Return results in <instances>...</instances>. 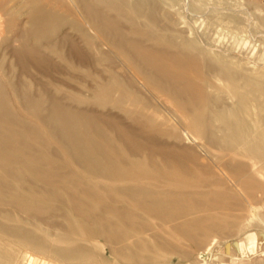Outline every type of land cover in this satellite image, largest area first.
<instances>
[{
    "label": "rangeland",
    "instance_id": "obj_1",
    "mask_svg": "<svg viewBox=\"0 0 264 264\" xmlns=\"http://www.w3.org/2000/svg\"><path fill=\"white\" fill-rule=\"evenodd\" d=\"M39 1L0 11V264H264V0Z\"/></svg>",
    "mask_w": 264,
    "mask_h": 264
},
{
    "label": "bare ground",
    "instance_id": "obj_2",
    "mask_svg": "<svg viewBox=\"0 0 264 264\" xmlns=\"http://www.w3.org/2000/svg\"><path fill=\"white\" fill-rule=\"evenodd\" d=\"M1 1H2V0H1ZM7 3H9V4L12 3V6L9 7ZM46 3L48 4L49 2H47V0H46ZM49 5H50V4H49ZM47 6H48V5H47ZM47 6L44 4V2L41 3L39 0H8L7 2H6V0H5V3L2 2V4H0V11H2V13H3L4 15H6L8 18H10L11 20H13L14 18H16V20H17V17H18L20 14L23 15L24 13H27V15H29V19L27 18V19H28L27 22H28V24L33 25V28H34V25L37 23V22L34 23L35 20H37V19H39V18L41 19V18H47V17H51V16H52V15H51V10H52V9L49 8V7L52 8V5L49 6V7H47ZM54 7H55V6H54ZM54 9H55V8H53V10H54ZM56 9H58V8L56 7ZM56 9H55V11H56ZM22 13H23V14H22ZM56 13H57V11H56ZM24 15H25V14H24ZM0 16H1V15H0ZM58 16H59V15H58ZM1 17H2V16H1ZM4 17H5V16H4ZM4 17H3V19H4ZM59 18H60V17H59ZM0 19H1V18H0ZM27 19H26V20H27ZM49 19H50V18H47V20H49ZM53 19H54V17H53ZM26 20H25V21H26ZM42 21H44V20H42ZM59 21H60V20H59ZM17 22H18V21H17ZM39 22H40V21H39ZM10 24H11V23H10ZM25 24H26V23H25ZM44 24H45V23H44ZM37 25H38V24H37ZM11 27H13V23H12ZM35 27H36V25H35ZM39 27H40V25H39ZM45 27H46V25H45ZM30 28H31V27H30ZM36 28L39 29L38 27H36ZM13 51H14V50H13ZM18 51H19V50H18ZM13 55H14V54H13ZM18 56H19V54H18ZM18 56H17V57H18ZM14 57H15V55H14ZM17 57H15V58H17ZM171 57H172V55H171V53H170V57H169V58H171ZM179 57H181V56H179ZM174 58H175V57H174ZM176 58L178 59V56H177ZM171 59H172V58H171ZM177 59H175V60H177ZM179 59H180V58H179ZM183 60H184V59H183ZM183 60H182V61H183ZM186 60H187V59H186ZM186 60H184V62H185ZM170 62H171V61H170ZM177 62H178V61H177ZM184 62H183V63H184ZM178 64H179V62H178ZM184 64H186V67L184 66V69H187L189 66L187 65V63H184ZM188 64H189V63H188ZM189 65H190V64H189ZM204 65H205V64H204ZM204 65H203V66H204ZM182 66H183V65H182ZM182 66H179V67H182ZM187 66H188V67H187ZM195 66H196V67H195ZM203 66L200 65V68L203 67ZM206 66H207V65H206ZM206 66H204V67H206ZM211 66H212V65H211ZM211 66H210V67L207 66V69L209 70V71H208V70H207V71L210 72V73H212V72H211V69H209V68H211ZM191 67H193L192 64H191ZM197 67H198V65H194L193 69L196 68V70H198ZM213 67H214V66H212V68H213ZM216 67H217V66H216ZM216 67H214L215 70H217ZM189 68H190V67H189ZM214 68H213V69H214ZM217 68H218V67H217ZM182 69H183V68H180L179 71L182 70ZM184 69H183V70H184ZM193 69H192L193 73L195 72V74H196L197 71H194ZM160 70H162V69H160ZM183 70H182V73H184ZM188 70H189V69H188ZM218 70H219V68H218ZM192 71H190L189 73H192ZM207 71H206V68H205V70H204V72H206V73H204L205 75L207 74ZM221 71H222V70H221ZM221 71H220V73H219V72H216L217 77H214V78H213V79H216V78H217V82H218V84H220L221 81H226V82L228 83V82L230 81V80L228 79V78H230V75H229V74L231 73V77H232V76H233L232 72H234V73L236 72V71H232V70H230V69H228V70L226 69L227 74H228L229 71H230V72H229V74H228L229 77L226 76V78H225V74L222 75L223 72H221ZM223 71H224V70H223ZM244 71H246V70H244ZM244 71H243V72H244ZM200 72H201V71H200ZM213 72H214V71H213ZM248 72H249V70H248ZM248 72H247V73H248ZM221 73H222V74H221ZM224 73H225V72H224ZM238 73L241 74L242 72L240 71V72H238ZM201 74H202V73H201ZM235 74L237 75V72H236ZM235 74H234V75H235ZM251 74H252V75L254 74L253 77L256 76V75H255L256 72H255V73H251ZM258 74H259V73H258ZM189 75H190V74H189ZM189 75H188V76H189ZM193 75H194V74H193ZM193 75H191V76H193ZM196 75H199V74L197 73ZM196 75H194V77H196ZM207 75H208V74H207ZM210 75H214V73H212V74H210ZM246 75H247V74H246ZM260 75H261V74H260ZM263 75H264V74H263ZM181 76H183V75H181ZM188 76H187V77H188ZM244 76H245V75H244ZM261 76H262V75H261ZM211 77H213V76H211ZM248 77L251 78V76H250V72H249V76H247V78H246V76H245L244 78L248 79ZM253 77H252V81L255 80V82H256V79L253 78ZM184 78H185V76H184L182 79H184ZM234 78H235V77L233 76V79H234ZM206 79L209 80L210 78L208 79L207 76H206ZM218 79H219V80H218ZM230 79H231V81H233L232 78H230ZM237 79L240 81L241 77H240V79H239L238 77H236L235 80H237ZM242 79H243V78H242ZM242 79H241V81H242ZM253 79H254V80H253ZM186 80H187V78H186ZM189 80H190V79H189ZM191 80H193V79H191ZM191 80H190V81H191ZM220 80H221V81H220ZM257 80H258V78H257ZM183 81H184V80H183ZM183 81H180V82H181V83H184L185 81H184V82H183ZM215 81H216V80H215ZM249 81H251V80H249V79H248V81H247V80H246V81L243 80V82H244L245 84H247L246 82H249ZM177 82H178V81H177ZM177 82H176V83H177ZM186 82H187V81H186ZM186 82H185V83H186ZM196 82H197V81H196ZM196 82H189V84H190V83H194V86H193V84L190 85V86H192V87H190V89H193V87H195V88L197 89V88H198L197 86H199V85L201 86V85H202V84H198L197 86H195ZM262 82L264 83V81H262ZM197 83H198V82H197ZM202 83H203V84L205 83V84H204V87H205V85H207V82H202ZM210 83H212V82H211V79H210ZM232 83H234V81H233ZM252 83H253V82H252ZM257 83H258V81H257ZM222 84H224V82H222ZM225 84H226V83H225ZM225 84H224V85H225ZM230 84H231V82H230ZM237 84H238V83L236 82V85H237ZM241 84H242V83H241ZM249 84H250V83H249ZM259 84H261V85L264 87V85H263L261 82H260ZM186 85L188 86V83H186ZM186 85H185V86H186ZM208 85H209V84H208ZM231 85H232V84H231ZM231 85L229 86V84H228V85H227L228 88H231ZM247 85H248V84H247ZM247 85H245V88H247V87H246ZM177 86H178V85H177ZM179 86H180V85H179ZM185 86H183V87H185ZM187 86H186V87H187ZM200 86H199V87H200ZM209 86H210V85H209ZM211 86H212V85H211ZM211 86H210V87H211ZM213 86H215V85H213ZM213 86H212V87H213ZM242 86H243V84H242ZM248 86H249V85H248ZM183 87H181V88L183 89ZM188 87H189V86H188ZM202 87H203V86H202ZM204 87H203V88H204ZM206 87L208 88V86H206ZM212 87H211V88H212ZM249 87H250V86H249ZM249 87H248V88H249ZM259 87H260V85H259ZM177 88H178V87H177ZM207 88H206V89H207ZM211 88H209V89H211ZM216 88H217V86L215 87V90H216ZM233 88H234V87H233ZM236 88H237V87H236ZM187 89H188V88H187ZM201 89H202V88H201ZM209 89L206 90V91H209ZM213 89H214V87L212 88V90H213ZM193 90H194V89H193ZM202 90H203V93H204V90H205V89H202ZM202 90H200V91H202ZM260 90H263V89H260ZM196 91H197V90H196ZM196 91H195V92H196ZM198 91H199V88H198ZM198 91H197V92H198ZM197 92H196V93H197ZM213 92H214V91H213ZM263 92H264V91H263ZM199 93H200V92H198V94H199ZM250 93H251V92H250ZM250 93H249V91H248V94H250ZM246 94H247V92H246ZM260 95H261L262 97H264L262 94H260ZM202 96H203V95H202ZM211 96H212V95H211ZM246 96H247V95H246ZM261 96H260V97H261ZM262 97H261V98H262ZM204 98H206V96H204ZM208 98H209V97H208ZM209 99H211V98H209ZM209 99H208V101H206V102L209 103ZM259 99H260V98H259ZM206 100H207V99H206ZM256 101H257V104H258L259 100L257 99ZM218 102H220V101H218ZM258 105H259V104H258ZM223 106H225V105H223ZM220 107H221V106H220ZM220 107H219V108H220ZM257 107H259V106H257ZM4 108H6V104H5L4 102L0 103V109H1V110H4ZM221 108H222V107H221ZM3 112H4V111H3ZM4 113H5V112H4ZM4 113H0V123H8V124H9V122H10L9 120H10V119H9ZM218 130H221V129L219 128ZM0 135H1V134H0ZM1 136H2V135H1ZM1 136H0V137H1ZM71 136H72V135H71ZM1 138H2V137H1ZM73 138H74V137H73ZM3 139H4V138H3ZM75 139H76V138H75ZM76 143H77V142H76ZM0 145H1V144H0ZM14 150H15V149H14ZM27 156H28V155H27ZM31 159H32V158H31ZM249 176H250V175H249ZM251 177H252V176H251ZM242 178H243V177H242ZM252 178H253V177H252ZM237 179H238V178H237ZM248 179H249V178H248ZM250 179H251V178H250ZM253 180H254V179H253ZM235 181H236L237 183H236ZM238 181L240 182L239 179H238ZM238 181L234 179V182H235V183H233V185H234V184H238ZM253 182H255L254 184H259V183H257L256 181H253ZM240 183H241V182H240ZM243 183H246V182L244 181ZM247 183H250V181H248ZM252 184H253V183H252ZM260 184H261V183H260ZM238 185H239V184H238ZM238 185H236L237 189H238ZM244 185H245V184H241V185H240V186H243V187H242V190H243L244 187H246V185H245V186H244ZM247 185H249V184H247ZM251 186H252V185H251ZM256 186H257V185H256ZM256 186H255V189H257V188L260 187L259 185H258V187H256ZM234 187H235V186H234ZM229 188H230V187H229ZM232 188H233V186H232ZM240 188H241V187H240ZM260 188L262 189L263 187L261 186ZM260 188H259V189H260ZM244 189H245V188H244ZM242 190H241V191H242ZM252 190H253V189H252ZM249 191H251V190H248V192H249ZM242 192H243V191H242ZM245 192H246V194H245L246 196H245V197L248 198V195H250V196H249V198H250L249 200L252 199L251 201L254 200V202H255L256 199L254 198V195H252V197H251V194H253V192L251 191V192H250L251 194H249V193L247 194V190H246ZM225 193H226V192H225ZM235 193H236V192H235ZM263 193H264V192H263ZM201 194H202V193H201ZM236 194H237V193H236ZM177 195H178V194H177ZM203 195H204V194H203ZM206 195H207V196L205 197V199L209 196L208 194H206ZM198 196H199V195H198ZM200 196H201V198H202V195H200ZM216 196H218V195H216ZM230 196H231V195H230ZM232 196H233V195H232ZM239 196H240V195H239ZM186 197H187V196H186ZM191 197H192V196H191ZM209 197H210V196H209ZM209 197L206 199V201L209 199ZM237 197H238V196H237ZM255 197H256V194H255ZM260 197H261V196H260ZM203 198H204V197H203ZM203 198H202V199H203ZM253 198H254V199H253ZM256 198L258 199V197H256ZM263 198H264V197H263ZM227 199H228V198H227ZM227 199H226V200H227ZM229 199H230V198H229ZM231 199H232V198H231ZM234 199H235V198H233L230 202H233V201L235 202ZM259 199H260V198H259ZM259 199H258V200H259ZM177 200H178V199H177ZM216 200H217V199H216ZM224 200H225V199H224ZM201 201H202V200H201ZM206 201H204V203H205ZM210 201H211V200L209 199V200L207 201V204H208ZM227 201H228V200H227ZM240 201H241V199H240ZM263 201H264V200H263ZM223 202H224V201H223V199H222V204H220V205H223V204L225 203V202H224V203H223ZM228 202H229V201H228ZM236 202H237V201H236ZM241 202H242V204H243L244 201H241ZM256 202H257V200H256ZM256 202H255V203H256ZM258 202H259V201H258ZM211 203H212V202H211ZM220 203H221V202H220ZM226 203H227V202H226ZM226 203H225V204H226ZM205 204H206V203H205ZM227 204H228V203H227ZM236 204H237V203H236ZM240 204H241V203H240ZM240 204L238 205V207H240V209H241V207L244 208V207H243L242 205H240ZM250 204H251V203H250ZM253 204H254V203H253ZM209 205H210V204H209ZM211 205H212V204H211ZM213 205H215V204H213ZM217 205H218V202H217ZM217 205H216V206H217ZM229 206L231 207V205L228 204L227 207H229ZM248 206H249V205H248ZM223 207H224V206H223ZM227 207H224V208H225V210L227 209V211L229 212V211H230V207H229V208H227ZM232 207H233V206H232ZM218 208H221V207L218 206ZM218 208H217V210H219ZM245 208H246V207H245ZM253 208H254V207H253ZM214 209H215V208H214ZM228 209H229V210H228ZM231 209H233V208H231ZM241 210H242V209H241ZM241 210H240V211H241ZM243 210H244V209H243ZM246 210H247V209H246ZM213 211H214V210H213ZM235 211H236V210H235ZM238 211H239V210H238ZM240 211H239V212H240ZM209 212H210V211H209ZM215 212H216V210H215ZM239 212H238V213H239ZM241 212H243V211H241ZM249 212H250V210H249ZM252 212H253V211H252ZM224 213H227V212H224ZM224 213H223V214H224ZM235 213H236V212H235ZM238 213H237V214H238ZM244 213H245V211H244ZM227 214H229V213H227ZM237 214H235V215H237ZM239 214H240V213H239ZM246 214H247V213H246ZM250 214H251V213H250ZM215 215H216V214H215ZM233 215H234V214H233ZM235 215H234V216H235ZM212 216H213V213H212ZM239 216H240V215H239ZM210 217H211V214H210ZM236 217H237V216H236ZM213 218H214V217H213ZM97 219H98V218H97ZM187 220H188V219H187ZM187 220H186V223H187V224H190V223H191L190 220H188V222H187ZM100 221H101V220H100ZM195 221L197 222V220H193V223H195ZM186 223H183V222H182L181 224H186ZM198 223H199V225H200V222H199V221H198L197 223H195L194 225L197 226ZM187 224H186V225H187ZM201 224L203 225L202 222H201ZM194 225H193V226H194ZM206 225H207V224H206ZM208 225H209V224H208ZM208 225H207V226H208ZM210 225H211V227H212V223H211ZM259 225H260V224H259ZM181 226H182V225H181ZM215 226H218V224H216ZM215 226H214V223H213V227H215ZM248 226H249V225H248ZM183 227H184V225H183ZM248 228H250V226H249ZM252 228H254V227L252 226ZM261 228H262V227L260 226V229H261ZM263 228H264V227H263ZM263 228H262L261 230H263ZM207 229H210V228H207ZM212 229H213V228H212ZM214 229H215V228H214ZM246 229H247V228H246ZM254 229H255V228H254ZM250 230H251V229H250ZM250 230H249V231H250ZM208 231H209V230H208ZM241 231H242V230H241ZM246 231H247V230H246ZM238 232H239V231H238ZM216 237H217V236H216ZM247 237H248V240H250L251 242H255V241H257V240H260V241H261V240L264 239V235H262V233L259 234V235H257L256 233H250ZM220 239H221V237H220ZM239 239H240V238H239ZM224 240H225V239H224ZM225 242H226V241H225ZM229 242H230V241H229ZM197 244H198V243H197ZM223 244H224V243H223ZM225 244H226V243H225ZM232 244H235V245L238 246V245H240V244H242V243H240L239 241H235V242L232 243ZM207 245H208V244H207ZM221 245H222V244H221ZM229 245H231V244L227 243V244L225 245L226 248H228ZM235 245H234V246H235ZM253 245H254V243H253ZM216 246H217V245H216ZM196 247H197V246H196ZM214 248H216V247H214ZM263 248H264V246H263ZM203 249H204V248H202V250H203ZM213 250H214V249H213ZM260 254H261V253H260ZM250 255H251V254H250ZM261 255H262V254H261ZM259 256H260V255H259ZM244 258H245V257H244ZM263 258H264V257H263Z\"/></svg>",
    "mask_w": 264,
    "mask_h": 264
}]
</instances>
